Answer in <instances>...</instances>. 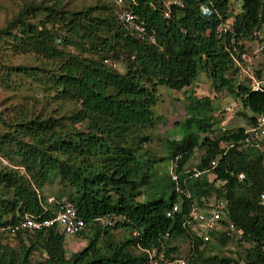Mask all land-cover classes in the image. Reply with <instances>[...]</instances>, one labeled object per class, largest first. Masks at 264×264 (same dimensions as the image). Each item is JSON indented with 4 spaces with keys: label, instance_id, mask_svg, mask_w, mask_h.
Returning <instances> with one entry per match:
<instances>
[{
    "label": "trees",
    "instance_id": "trees-1",
    "mask_svg": "<svg viewBox=\"0 0 264 264\" xmlns=\"http://www.w3.org/2000/svg\"><path fill=\"white\" fill-rule=\"evenodd\" d=\"M180 1L183 5H173L166 18L161 0H123L146 20L148 32H155L156 45L121 23L116 2L73 9L63 0H33L0 28V43L12 39L14 54H33L42 61L33 73L24 65L12 68L34 76L60 104H76L69 113L54 108L44 116L6 123L7 131L0 134V157L7 159L0 161V226L26 214L54 216L58 202L41 193L56 174L65 191L61 203L76 207L86 222L80 236L87 240L71 252L57 226L20 230L12 239L0 232V264H142L144 249L152 247L163 248L173 260L181 255L172 241L181 237L191 245L188 264H264V152L232 148L206 171L224 142L239 139L244 128L217 133L214 113L222 106L192 91L180 137L167 139L162 155L151 146L158 120L166 123V117L155 115L159 88L182 91L203 71L217 96L226 90L253 115L264 113V92L253 91L239 77L234 61L254 31L264 30V0H242L236 14L230 0ZM230 17V28L220 33ZM241 114L249 124L255 120V115ZM198 149L204 154L197 169L206 172L188 179L179 193L168 161L182 154L180 173ZM240 172L246 176L242 182ZM217 181L225 183L224 189L215 186ZM221 196L229 200L227 217L250 244L238 257L224 250L227 237L220 236L218 245L205 244L182 225L192 203ZM176 203L181 210L168 217ZM106 216L115 223L103 225L100 218ZM119 229L129 235L117 238Z\"/></svg>",
    "mask_w": 264,
    "mask_h": 264
},
{
    "label": "rangeland",
    "instance_id": "rangeland-1",
    "mask_svg": "<svg viewBox=\"0 0 264 264\" xmlns=\"http://www.w3.org/2000/svg\"><path fill=\"white\" fill-rule=\"evenodd\" d=\"M33 0H0V28H3L9 20H11L25 5ZM41 1V0H34ZM48 2V0H47ZM114 0H63V3L67 4L68 8L78 9L85 5L96 6L98 3H111L114 6ZM43 16V14H41ZM12 39L2 40L0 43V55L2 59L0 62V134L7 131L8 126L22 116L32 117L38 114L44 116L48 111L57 108L63 112H71L76 104L66 103L60 104L52 96H48L47 92L42 90V85L36 80L34 76H31L27 71H16L12 66L24 65L27 66L28 71L33 73L34 68L42 67V61L34 58L33 54H14L12 51L13 45ZM248 45L255 46L256 40L251 39L248 41ZM254 62V60H252ZM113 63V62H112ZM117 66V65H116ZM114 66V67H116ZM42 74H39L41 77ZM194 91L199 97L210 96L216 103L223 106L235 102V97L228 91L224 90L219 92L218 96L211 88V82L203 71L201 72L198 80L190 87L176 91L166 89L161 86L159 88V102L155 109L156 116L166 117V123H161L159 120L156 127L151 131L153 133V141L151 146L153 152L162 155L166 149L167 139H174L180 137L178 130L180 123L185 119L186 113L184 105L189 103L188 95ZM232 105V104H231ZM240 112L236 114L231 121V129L238 128L240 126L248 125V119L242 112L247 115H252L250 110L244 109L239 106ZM218 110L216 109L215 113ZM7 123V124H6ZM206 135L202 136L204 138ZM203 149L196 150L195 154L191 157L187 163L188 168H196L202 155ZM0 161L7 163L6 158H1ZM163 166H161V169ZM213 179V175L209 176ZM65 191L60 185V176L52 174L49 182L42 191V196L47 198L53 197L52 203L61 202L65 200ZM63 196V197H62ZM114 234L117 238L123 239L129 235V232L125 229L115 230ZM80 238L85 240V238ZM237 243V249L241 252L245 251L250 246L247 241H235ZM172 246L179 247L177 255L190 254L191 245L187 238L181 237L172 241Z\"/></svg>",
    "mask_w": 264,
    "mask_h": 264
},
{
    "label": "built area",
    "instance_id": "built-area-1",
    "mask_svg": "<svg viewBox=\"0 0 264 264\" xmlns=\"http://www.w3.org/2000/svg\"><path fill=\"white\" fill-rule=\"evenodd\" d=\"M117 17L121 23L132 33L137 36L147 39L151 44H157L158 41L155 36V32L149 33L147 30V23L145 19L140 18L137 14L128 10L123 0H116ZM163 14L166 18H170L172 14V5L179 4V0H161ZM225 29V28H224ZM223 29V30H224ZM257 34V32H255ZM264 50V43L260 44L256 52H262ZM253 58L250 54H242L241 60H237V65L240 68V77L246 80V83L250 86L253 91L264 92V77L258 76L253 67ZM105 62L116 66L117 64L111 60H105ZM113 62V63H112ZM118 66V65H117ZM116 66V67H117ZM236 106L230 105L222 109L221 115L225 120H228ZM264 141V114H260L257 118L256 124L245 132V135L238 141H232L225 144V151L232 147H238L239 149H248L250 147H256L263 149ZM218 163V160H213L211 168H214ZM201 172H195L193 175L198 177ZM173 178L176 180L177 189H180V183L178 176L173 173ZM245 178L244 174L239 175V179ZM264 199V194L262 195ZM53 197L49 198V202H53ZM59 208L54 216L49 218H42V216H32L26 214L21 221L15 224H7L0 226V232L4 233L6 238L12 239V237L20 230H40L43 227L57 226L61 228L68 240V245L71 241L81 235L82 230L86 226V222L79 217L76 207L70 203L58 202ZM177 207L174 208L176 210ZM226 209L225 201L220 200L211 213H201L199 209L194 208L190 214V218L185 221V226H191L197 221L201 227V236L204 240L208 241L211 239L210 233L220 227V219ZM174 211H169L168 216H172ZM109 217H102L100 221L103 225H113L115 221ZM234 224L230 225V230L234 231ZM69 247V246H68ZM148 253V259L144 264H188V259L185 257L178 258L175 260H167L164 252L159 249L146 250Z\"/></svg>",
    "mask_w": 264,
    "mask_h": 264
},
{
    "label": "clouds",
    "instance_id": "clouds-1",
    "mask_svg": "<svg viewBox=\"0 0 264 264\" xmlns=\"http://www.w3.org/2000/svg\"><path fill=\"white\" fill-rule=\"evenodd\" d=\"M179 2H180L179 4H174V5L182 6L183 5L182 2L180 0H179ZM242 3H243L242 0H230V7L232 8L234 14L238 13L241 10ZM172 7H173V5H172ZM232 22H233V17L228 18L227 21L225 23H223V25H221L219 27V32L220 33L227 32L228 29L230 28ZM255 32H257V34H255ZM252 39H255L256 40V45L254 47L251 46V45H248V42H247L246 43V45H247L246 46V49L244 51H241L236 56H234L235 68L238 70L239 77H240V74H239L240 73V68L237 65V60H241L242 54H245V53L250 54L252 56V58L254 60L253 67H254V70L256 71V73L258 75H259L260 72L261 73H264V50L262 52H256L258 46L260 44L264 43V30H255ZM262 77H264V75ZM231 104L233 106H236V108L234 109V112H233L232 116L228 120H225L224 117L221 115L222 109L225 108V107H227V106H230ZM231 104L228 103L226 105H223L221 107V109L219 110V112L214 113V115L218 119V120L216 119V122H215L216 124L215 125L217 126V129H220V131L217 132V133H220V132L221 133L222 132H228L230 130H234V129H231V127H230L231 121L234 119V117L236 116V114L238 112H240L239 111L240 110L239 106L243 107V105H242V102L240 100H238V99H235V102H232ZM261 114H264V113H261ZM254 115H255V120L254 121H252L249 124V120H248V125H246V126H240V127H243L244 128L243 134L240 136V138H242L245 135V132L247 130H249L250 128H252L256 124L257 118H258V116L260 114H254ZM254 115L252 113V115H248V116H254ZM240 127H238V128H240ZM238 128H235V129H238ZM239 139L229 140L227 142H224L223 149L221 150L220 154L217 156V158H215L213 160H218V162H219L220 159L223 156H225L228 153V151L230 149H232V148H237L238 150H242V151L248 150L249 148L248 149H239L238 147H232V148L228 149L226 151V153L224 154L225 144L226 143H229V142H232V141H238ZM260 150L264 152V141H263V149H260ZM181 157H182V154H178L174 158H172V159H170L168 161V173H169L172 181L174 182V186H175L176 191H178L179 193H182L183 190L186 189V184L188 182V179L198 178L204 172H206V171L208 172L211 169H214L216 167L215 166L214 168H211V165H210L209 169H207L206 171H200V170L197 169V167L196 168H188L187 167V163L189 162L188 161L183 166L182 171L180 173H178V171H177V169H178V163H179V160H180ZM212 161H211V163H212ZM263 162H264V157H263ZM196 171L197 172H201V174L198 177H195L193 175ZM173 173L178 176V181L180 183V189L179 190L177 189L176 180L173 178ZM240 174H244L245 175V173L240 172L237 175V180L240 181V182H242V181H244L245 178L242 179V180H240L239 179V175ZM181 176H182V179H181ZM224 185H225V183H223L221 181L215 182V186L218 187V188H223L224 189ZM263 194H264V192L261 194V201L264 203V199L262 197ZM187 195L190 197L189 192H188ZM220 200H224L225 201L226 209H225L224 213L221 216V219H220V227L218 229H215L213 232L210 233V235H211V239L210 240L206 241L201 236L202 227L198 223H196L197 221L193 220L194 222L191 224V226H185L184 225L185 224V221L188 218H190V214H191V212H192V210L194 208L199 209V211L201 213H204V214L211 213L213 211V209L215 208L216 204ZM175 207H177L176 210H174ZM180 210H181V205L178 204V203H176V204L173 205V207L170 210L167 211V213L169 211H174L173 214H172V216H168V215L167 216L168 217H173L175 215V213L178 212V211H180ZM228 210H229V200L225 196L215 197L214 199H211L209 201H204L203 204H199V203L195 202V203H192L190 205L189 212H188L187 216L185 217L182 225H183L184 228H186L189 231H191L192 233H194V235H196L199 239H201L203 241V243H205V244L211 243V244L218 245L219 242H220V240H219V237L220 236L227 237L228 238V241H227V243L223 247L224 250H226V252H227L228 255L234 256V257H238L240 251L237 249V247H236L237 246V243H235V241L241 240L242 232L240 230H238L237 227H236V225H235V223L227 217ZM231 224H234V227H235L234 228V231H231L230 230V225ZM134 234H137V232L135 231ZM168 236H169V233L166 234L165 238H167ZM154 248L155 249H159L160 251L164 252V250H162L163 248H161V247L146 248L144 250L146 251V250H151V249H154ZM164 254L166 256V253L165 252H164ZM182 257L187 258L188 259V262H189L190 254H188L186 256L185 255H181L179 258H182ZM147 259H148V253H147ZM166 259L167 260H170V259L167 258V256H166ZM176 259H178V258H176ZM173 260H175V259H173ZM144 263H142V264H144Z\"/></svg>",
    "mask_w": 264,
    "mask_h": 264
},
{
    "label": "crops",
    "instance_id": "crops-1",
    "mask_svg": "<svg viewBox=\"0 0 264 264\" xmlns=\"http://www.w3.org/2000/svg\"><path fill=\"white\" fill-rule=\"evenodd\" d=\"M87 241L86 240H82L79 237L74 238L71 243L68 245L69 246V251H77L79 250L81 247H83L84 245H86Z\"/></svg>",
    "mask_w": 264,
    "mask_h": 264
}]
</instances>
